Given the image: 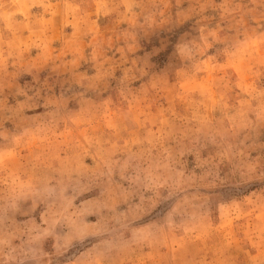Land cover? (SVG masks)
<instances>
[{
  "label": "rangeland",
  "instance_id": "374dc122",
  "mask_svg": "<svg viewBox=\"0 0 264 264\" xmlns=\"http://www.w3.org/2000/svg\"><path fill=\"white\" fill-rule=\"evenodd\" d=\"M0 264H264V0H0Z\"/></svg>",
  "mask_w": 264,
  "mask_h": 264
}]
</instances>
